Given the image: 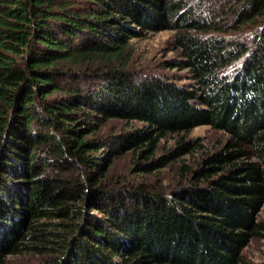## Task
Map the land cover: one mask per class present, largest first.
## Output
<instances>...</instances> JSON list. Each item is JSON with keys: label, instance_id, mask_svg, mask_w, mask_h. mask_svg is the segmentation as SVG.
<instances>
[{"label": "trees", "instance_id": "16d2710c", "mask_svg": "<svg viewBox=\"0 0 264 264\" xmlns=\"http://www.w3.org/2000/svg\"><path fill=\"white\" fill-rule=\"evenodd\" d=\"M195 1L0 0V264H254L264 0ZM165 30L192 86L129 69L131 40ZM110 120L141 125L104 136ZM201 125L229 139L172 193L109 176L127 152L140 172L191 153L194 140L155 156Z\"/></svg>", "mask_w": 264, "mask_h": 264}, {"label": "rangeland", "instance_id": "374dc122", "mask_svg": "<svg viewBox=\"0 0 264 264\" xmlns=\"http://www.w3.org/2000/svg\"><path fill=\"white\" fill-rule=\"evenodd\" d=\"M194 2V0H190ZM195 2H198L196 0ZM208 1L203 10L208 9ZM208 11V10H207ZM175 30L151 32L143 38H133L129 45L130 61L129 69L140 78H162L175 82L180 86H192L191 70L187 67L174 66L175 61L183 59L181 49L175 46ZM141 123H128L121 120H110L102 128V135L116 134L121 131L132 130ZM229 139V135L220 129L209 125H201L189 132L168 133L161 138L155 156L174 151L178 146L187 141L196 143L191 153L182 155L165 167H159L153 172H140L134 165V155L127 152L113 161L109 169V176L120 179L123 182H133L136 185H146L161 193H172L182 180L187 181L191 175L189 170H196L204 157L223 148ZM185 173L182 168L185 167ZM187 178V179H186ZM258 218L264 221V204L258 213ZM246 260L254 264H264V239H251L243 250ZM9 264H42L33 256L10 257Z\"/></svg>", "mask_w": 264, "mask_h": 264}]
</instances>
